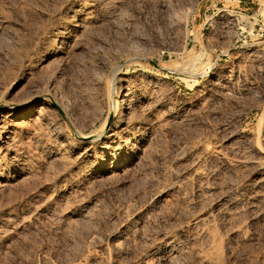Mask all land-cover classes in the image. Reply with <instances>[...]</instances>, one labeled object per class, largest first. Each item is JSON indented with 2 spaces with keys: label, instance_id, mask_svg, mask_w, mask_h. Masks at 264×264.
<instances>
[{
  "label": "rangeland",
  "instance_id": "374dc122",
  "mask_svg": "<svg viewBox=\"0 0 264 264\" xmlns=\"http://www.w3.org/2000/svg\"><path fill=\"white\" fill-rule=\"evenodd\" d=\"M79 3L92 7L87 18L74 15ZM236 12L250 17L247 33L237 32ZM260 29L263 0H0V126L22 111L44 114L22 132L20 165L0 159V264H264ZM127 86L157 95L143 116L150 146L81 183L75 174L87 176V162L58 148L76 131L100 134L101 156ZM214 148L258 165L230 166ZM196 166L201 180L192 178ZM161 187L188 193L189 208H179L177 193L156 198ZM10 209L19 215L8 218ZM200 217L212 236L188 246H205V259L181 242L178 255L169 239H187Z\"/></svg>",
  "mask_w": 264,
  "mask_h": 264
},
{
  "label": "bare ground",
  "instance_id": "6f19581e",
  "mask_svg": "<svg viewBox=\"0 0 264 264\" xmlns=\"http://www.w3.org/2000/svg\"><path fill=\"white\" fill-rule=\"evenodd\" d=\"M78 3V2H76ZM76 5V4H75ZM81 4L79 3V5L74 8L72 11L74 13V15L78 18H87L89 15H90V8L92 7H87L86 5H82L83 7L80 6ZM86 6V7H85ZM73 8V7H72ZM70 8V9H72ZM69 11V10H68ZM71 11V10H70ZM74 16V17H75ZM74 26H79L78 24H75ZM66 29V28H65ZM69 32V31H68ZM60 33V32H59ZM68 34V33H67ZM256 59V58H255ZM244 85V84H243ZM222 87V86H221ZM153 91V90H152ZM155 93H152L150 90H147L145 89V87H121L120 88V92H119V95L122 97V107H121V110H122V114H121V119L119 120V123H117V125L115 126V129L112 131V133L110 134V136H108L109 138L104 142V146L102 148V152H101V156H96V149L97 147L103 142V135H100V134H94L93 137H91L90 139H86L83 137V135L80 133V132H77L74 133L76 135V137H72V139L66 143V144H63L61 145L59 148H58V154L66 157V156H75V161L76 163H81V162H87V176H84V175H79L77 173V175L75 174V176L78 178V180L81 181L82 183V180H87V179H95V177H97V173L99 172L100 173V170L98 169L101 165V170L102 172H111V170L117 168L119 166V163H118V157L119 155H121V153H125V155H129V154H134V156L137 154L138 151L142 150V154H146L144 153V148L143 147H146V148H149L147 146H150L148 145L149 142H147L146 144V137L144 138V136L146 135L144 132H145V128L146 126H144L145 122L147 121H144L145 119L143 118V116L146 115V111H148V105L150 104L151 100L156 97L157 98V95L154 96ZM155 98V99H156ZM154 99V100H155ZM158 100L160 101V99L158 98ZM139 103L135 106L134 108V103L138 102ZM155 102V101H154ZM166 102V101H165ZM153 103V102H152ZM156 103V102H155ZM159 103V102H158ZM152 107L153 105L150 104ZM149 105V106H150ZM159 105V104H158ZM150 106V107H151ZM151 107V108H152ZM159 108V107H158ZM44 108H41V110H43ZM156 112V111H155ZM24 111H22L19 115H17V118L15 119H9V118H6V119H3L1 121V126H0V135L1 133L3 134H7V136L1 138L0 137V142L2 145H5L7 148H9L7 150V152H2L0 150V159L4 156H10V158L12 159V163L14 165H20L19 163L22 161V157L23 155L21 154V152L19 151V149L17 148L19 145L23 144V139H22V132L24 130L27 131V129H29L31 126L33 127L34 125H36L38 128L39 126H41L42 122H43V115L44 114H41L42 112L39 111H35V114L33 115V117H31L30 119H26L24 118ZM149 113V112H148ZM154 113V110L150 111L149 114H147V116H150V114L152 115ZM158 113V111H157ZM165 113H163L164 115ZM170 115V114H169ZM32 116V115H31ZM154 115L151 116V119ZM160 116V115H159ZM147 118V117H146ZM161 120H164L163 117H161ZM165 118V117H164ZM171 118V117H170ZM150 119V120H151ZM157 118H154L152 120H155L156 121ZM151 120V121H152ZM158 119V121H161ZM166 120V119H165ZM168 121V120H167ZM166 122V121H165ZM182 122V121H181ZM158 123H161V122H158ZM157 123V124H158ZM164 123V122H163ZM162 123V126H164ZM32 124V125H31ZM167 124V123H166ZM146 125V124H145ZM156 125V124H155ZM161 125V124H160ZM145 127V128H144ZM11 129V130H10ZM8 132H9V135H8ZM149 132V131H148ZM26 133V132H25ZM27 135V134H26ZM25 135V136H26ZM149 135V134H148ZM107 136V135H106ZM150 136V135H149ZM25 138V137H24ZM149 138V137H148ZM26 139V138H25ZM149 140V139H148ZM118 141V142H116ZM135 142V143H133ZM103 144V143H102ZM136 144H139L140 146L138 148H136V150H134V147L136 146ZM147 145V146H145ZM142 146V147H141ZM205 148V147H204ZM149 150V149H148ZM214 152L216 153L217 157L219 156L220 158H222V160L226 161L230 166H238L239 165H248V164H254L258 161H254L250 158H243L241 160H238L237 158H234V157H229V155L227 156L224 152H222V150H219L217 148H214ZM149 152V151H148ZM151 152V151H150ZM140 153V152H139ZM180 154V153H179ZM178 154V155H179ZM149 155V154H148ZM144 156V155H143ZM248 156V155H247ZM67 158V157H66ZM112 158L111 162L108 164V160ZM145 157H143L144 159ZM180 159H183L185 158L184 157V153L181 152V154L179 155ZM177 158V159H178ZM179 159V160H180ZM148 161V160H147ZM259 161H262V162H259V165L258 167H261L262 170H264V160H259ZM147 164V163H146ZM27 164H24V167L26 168V170H28V168L26 167ZM82 165V164H81ZM146 166V165H145ZM85 167V166H84ZM170 167V166H169ZM25 168L23 170H25ZM236 168V167H235ZM166 170V169H165ZM170 170V168H169ZM85 171V170H84ZM203 170H201L202 172ZM114 172V171H113ZM166 172V171H165ZM171 172V171H170ZM169 172V173H170ZM200 172V167H197L195 169H193V175H192V178L193 179H196L198 178V180H201L199 179L201 176H203ZM19 175L21 174L20 171L17 172ZM84 173V172H83ZM140 173V172H139ZM209 174V173H208ZM0 175H2V173L0 172ZM23 175V174H22ZM165 175V174H164ZM73 177V176H72ZM206 177V176H205ZM75 177H73V180H74ZM153 178V177H152ZM155 178V177H154ZM186 178L188 179L189 177H185L184 180H186ZM72 179V178H71ZM76 179V178H75ZM159 181V180H158ZM192 181V180H191ZM197 181V180H196ZM195 181V182H196ZM198 182V181H197ZM200 182V181H199ZM207 182V180H206ZM216 182V181H215ZM77 183V182H76ZM186 183V182H185ZM188 183V182H187ZM194 183V182H193ZM211 183V182H210ZM210 183L208 186H210ZM164 185V184H163ZM181 185H179L180 187ZM187 186V185H186ZM215 186V185H213ZM173 187V186H172ZM184 187V186H183ZM202 187V186H201ZM205 187V186H204ZM211 187V186H210ZM200 188V187H199ZM172 189V188H170ZM174 189V188H173ZM180 189V188H179ZM178 189V190H179ZM182 189V188H181ZM185 189V188H184ZM191 189V188H190ZM205 189V188H203ZM214 189V188H213ZM187 190V189H186ZM185 191V190H184ZM155 192V191H154ZM201 192H203L201 190ZM210 192V191H209ZM16 193V192H15ZM15 193H12L15 195L19 194H15ZM21 193V192H20ZM175 193V195L173 194ZM176 193L179 195V199L181 198L180 202H181V206L179 208H183L185 205H187L189 202H192V199L188 196V193L185 194V192H183L182 190H179V191H171V190H167L165 188H162L160 190H158L156 192V198H160L161 200L163 201H166V202H169L171 194L173 196H176ZM192 193V192H191ZM195 193V192H194ZM199 193V192H198ZM204 193V192H203ZM197 194V193H196ZM194 194H192L191 196H193ZM13 196V198H14ZM155 196V195H154ZM16 197V196H15ZM22 197L24 196H20V200H22ZM206 197V196H205ZM196 198V197H195ZM18 198L14 199L15 201H17ZM155 199V198H154ZM173 199H175L173 197ZM194 199V198H193ZM14 200H11L13 202H15ZM158 200V199H157ZM156 200V201H157ZM178 200V199H177ZM195 200V199H194ZM197 200V199H196ZM195 200V201H196ZM171 201V200H170ZM19 202V201H18ZM21 202V201H20ZM162 202V201H161ZM177 202V201H176ZM179 202V200H178ZM194 202V201H193ZM197 202V201H196ZM200 202V201H199ZM9 203V204H11ZM165 203V202H163ZM195 203V202H194ZM198 203V202H197ZM166 204V203H165ZM180 204V203H178ZM190 204V203H189ZM21 205V204H20ZM194 205V204H193ZM196 205V204H195ZM237 203H233L231 206H236ZM12 206V204H11ZM22 206V205H21ZM16 208V207H14ZM18 208V207H17ZM22 208V207H21ZM187 208V206H186ZM184 208V209H186ZM189 208V207H188ZM187 208V209H188ZM179 209V210H181ZM182 209V211L184 210ZM17 209H10L6 216H8V218L10 217H13V215H15L17 212H16ZM19 210V209H18ZM22 210V209H21ZM20 210V212H21ZM231 210V208H227L226 211H229ZM200 211V210H199ZM129 212V211H128ZM18 214V213H17ZM21 214V213H20ZM126 213L124 212V215ZM128 214V213H127ZM126 214V215H127ZM3 215V214H2ZM19 215V214H18ZM123 217V216H122ZM125 217V216H124ZM186 217V216H185ZM4 218V217H3ZM6 218V217H5ZM190 218V217H189ZM201 218V217H200ZM203 220H199V223H198V226H197V230L195 228V232L193 231V233L189 232V234H187V231L186 233L184 232V234L188 236V238L186 239V237H180L178 235H175L173 237V240L170 242V239H169V247L171 249L174 250L175 253H177L178 255L181 254L180 252V249L177 248V243L178 242H181V244L183 243L185 249L184 251H186L187 253H189L190 255L196 257L197 258H203L205 259V256H204V253H205V246L201 247V248H193L191 249L188 245H190V241L191 240H196L198 239H204L205 237H207L206 235H210L211 233V225L209 223H206V221H204V217H202ZM201 218V219H202ZM7 219V218H6ZM5 219V220H6ZM187 219V218H186ZM185 219V220H186ZM11 220V219H9ZM1 221V220H0ZM200 221L203 223V226L200 225L202 223H200ZM204 221V222H203ZM185 222V221H184ZM186 223V222H185ZM197 225V224H196ZM200 225V226H199ZM176 226V225H175ZM195 226V225H194ZM215 227V226H214ZM171 228V227H170ZM213 228V227H212ZM215 229V228H214ZM184 231V230H183ZM191 231V230H190ZM215 231V230H214ZM173 232H174V229H173ZM172 233V232H171ZM169 234V233H168ZM176 234V233H175ZM167 235V234H166ZM174 235V234H173ZM168 236V235H167ZM170 236V235H169ZM212 236V235H210ZM209 238H212L210 237ZM208 238V239H209ZM172 239V238H171ZM213 239V238H212ZM214 240V239H213ZM201 241V240H200ZM203 241V240H202ZM201 241V242H202ZM197 242V241H196ZM200 242V243H201ZM192 243V242H191ZM199 245H202L200 244ZM211 243H214L213 241L211 242L210 240V245ZM195 244V243H194ZM209 244V242H208ZM207 244V245H208ZM155 246V245H154ZM166 246V245H165ZM188 246V247H187ZM193 246V244H192ZM152 247V245H151ZM199 247V246H198ZM191 249V250H188ZM158 249V248H156ZM169 249V248H168ZM179 249V250H178ZM148 250V249H147ZM171 250V251H173ZM160 251V249H159ZM183 251V252H184ZM184 254V253H183ZM186 254V253H185ZM188 254V256H189ZM177 256V255H176ZM190 257V256H189ZM185 259V258H184ZM194 259V258H192ZM202 260V259H201ZM171 262V261H170ZM197 262V260H196ZM201 262V261H200Z\"/></svg>",
  "mask_w": 264,
  "mask_h": 264
},
{
  "label": "built area",
  "instance_id": "2783aa9c",
  "mask_svg": "<svg viewBox=\"0 0 264 264\" xmlns=\"http://www.w3.org/2000/svg\"><path fill=\"white\" fill-rule=\"evenodd\" d=\"M231 16H233V18L237 24V28H236L237 32L240 31V33H247V29L250 28V17L247 18V21H244V20H242L243 16L241 14H239L238 12H236L235 14H231ZM208 24L209 23H206V25H208ZM263 31L264 30L260 29L259 30L260 33L259 32L257 33V35L260 36L261 38L264 36Z\"/></svg>",
  "mask_w": 264,
  "mask_h": 264
}]
</instances>
